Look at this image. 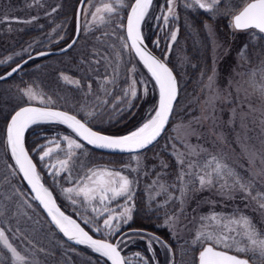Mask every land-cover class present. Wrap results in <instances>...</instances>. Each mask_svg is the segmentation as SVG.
Masks as SVG:
<instances>
[{
  "label": "rangeland",
  "instance_id": "1",
  "mask_svg": "<svg viewBox=\"0 0 264 264\" xmlns=\"http://www.w3.org/2000/svg\"><path fill=\"white\" fill-rule=\"evenodd\" d=\"M120 1L92 0L87 4L85 15L88 19L86 18L81 26L84 40L79 42L77 49L85 46L89 37L104 41L108 39L111 43L116 41L120 25L115 16ZM247 1L220 0L212 11H206L194 4L193 0H164L165 7L161 16L164 24L176 17L180 6L183 5L187 10L190 9L189 11L199 12L200 9L205 12L203 20L200 21L209 49L211 66L207 74L204 68L197 73L191 83V87L194 84L196 90L190 89L185 94L182 93L180 105L172 115L170 124L153 153L148 156L134 154L121 157L117 166L105 163L89 165L82 159V156L89 155V150L77 138L71 136L70 138L82 147L73 149L75 156L69 161L70 171H60L58 165V160L67 159L68 146L65 140L64 143H59V148L56 144L48 146L53 152L43 161L40 156L44 151L39 156L42 169L63 203L80 221L105 238L114 237L128 225L130 220L126 221L122 213L125 208H129L132 216L135 194L142 191L148 211L154 212L159 218L156 228L164 230L177 250L174 262L170 247L160 240V243L156 242L155 237L148 236L146 241L151 244L152 255L156 256L157 251L162 255L161 263L157 261V264H196L197 251L207 243L203 237L198 239V236L203 232L220 230L214 221L202 219L212 214L223 217L244 214L250 217L257 230L264 234V210L259 208L252 196L245 197L238 185L231 192L225 191L222 194L220 185L224 180L216 178L212 186L201 188L197 176V173L203 175V165L215 156L238 173L245 183L251 182L253 195L257 192L264 193V39L252 30L235 31L230 27L232 15ZM50 2L52 1L42 0L40 4L37 0H0V66L15 59L9 48L23 33L39 29V24L36 23L37 15L40 14L38 6L48 8ZM202 2L209 3L210 0ZM104 4H111L114 11L111 14L97 13L96 9L102 8ZM182 13L185 14L186 11ZM100 16H104L103 21L99 19ZM187 19L184 17V20ZM67 25L68 23L53 24L51 30L47 29L46 33L36 36L34 34L33 42L29 45L26 43L27 53H32L36 43L51 45L64 39L66 30H69ZM177 31L176 27L172 28L169 24L163 30V38L159 33V39L155 43L163 57L171 60L177 69L178 87H184L188 83V70L192 69L194 64L189 61V54H186L183 45L177 44ZM173 32L176 33L175 41L171 39ZM49 35H52V39H42ZM99 44L94 47H99ZM77 49L69 55L54 56L44 64L27 69L23 73V78L26 79L23 87L15 89L14 92L9 91L6 84L0 85V91H7L5 97L12 105L14 103L20 106L26 102L55 106L90 121H93L96 115H104L103 122H107L108 118L114 116L115 111L114 105L107 103V95L114 93L115 88L121 90L122 85L127 88L131 86L130 92L133 88L137 89L132 77L136 76V70L132 66L126 68L130 76L129 82L126 83L128 78L123 76V67L119 66L125 64L120 54L123 49L127 51V46L121 47L120 60L116 58L119 65L112 66L110 71L103 73L101 79L95 80L96 82L79 79L73 76V71L62 68L64 63L70 64L72 69L77 68L71 64L72 61L75 64L74 58H78ZM209 77H213V80L210 81ZM136 80L138 84L137 77ZM28 89H31L38 99H30L25 95ZM124 94L127 96V93ZM40 98L44 103L40 102ZM2 147L3 138L0 135V231L4 232L8 243L24 258L23 264H99L100 262L87 257L83 251L69 247L54 234L22 187L15 167L3 158L6 150L3 152ZM193 150L199 154H194ZM190 163L194 165L191 168ZM100 168L119 171L127 176L133 182L131 199L120 197L101 204L97 198L88 203L82 195L64 191L67 188L82 186L87 182L89 170ZM58 171L59 175H56ZM227 180L229 185L234 184L233 178L228 177ZM181 189L186 193L183 197ZM229 196L231 198H228ZM109 216L116 217L112 221L114 227L111 230L105 228L103 223ZM117 225L118 227H115ZM129 240L123 237L120 244L124 245ZM246 244L247 241H243L241 246ZM232 253L243 255L255 264H264L258 251L255 254L251 251L246 254L234 251ZM0 262L19 264L2 241Z\"/></svg>",
  "mask_w": 264,
  "mask_h": 264
},
{
  "label": "snow or ice",
  "instance_id": "2",
  "mask_svg": "<svg viewBox=\"0 0 264 264\" xmlns=\"http://www.w3.org/2000/svg\"><path fill=\"white\" fill-rule=\"evenodd\" d=\"M193 3L201 9L212 11L220 3V0H210L209 3H204L202 0H193ZM151 4L152 0H135L130 7V13L127 15V38L131 41V48L135 51L159 89V99L157 106L153 109L154 114L149 113L148 119L141 126L122 136L102 135L87 127L85 123H82L74 115L36 107L21 108L11 117V122L7 125V145L11 149V155L19 167V171L23 174L32 192L35 193L34 199L43 206L48 216L51 217L52 223L69 241L88 246L93 251L107 257L111 264H125L118 246L105 240L93 239L80 224L61 211L53 198L52 192L41 183V177L36 170V165L25 150L24 134L31 125L55 122L67 125L77 136L87 141L90 145L102 149L119 150L120 152H136L147 148L157 140V137L160 136L168 123L169 116L173 110V104L177 97V81L169 67L152 55L144 46L141 22L144 20ZM96 11L97 13L106 12L111 14L114 9L111 4H104L102 8H97ZM99 19L103 21L104 16H100ZM230 27L235 31L252 30L254 33L260 34L261 39H264V0H248L242 10L232 17ZM171 39L173 41L176 40L175 32L172 33ZM246 48L247 45H245ZM243 55L244 52L242 51L241 56ZM65 79L67 80L68 78L65 77ZM209 80L212 81L213 77H209ZM25 95L30 99H38L31 89H28ZM136 95V90L133 88L131 96L136 97ZM40 102L44 103L42 98H40ZM63 139L67 141L68 146L67 159L58 160L59 170L70 171L69 161L75 156L73 149H80L82 145L68 136L63 137ZM56 147L59 148V143L56 144ZM201 151L206 150L201 149ZM52 152L53 149L51 147L44 150L43 155L40 156L41 161L45 157H49ZM193 153L199 154L195 153V150H193ZM180 155L181 157L183 156V154ZM180 163H183L182 158ZM193 166V164H189V168ZM201 170L203 175L197 173L201 188L212 186L214 178L224 180V183L220 185L222 194L225 191L231 192L238 185L239 190L244 192L245 197L252 196V199L258 203L259 208L264 210V193L257 192L253 195L251 182L245 183L238 173L217 157L213 156L211 160L203 165ZM56 175H59V171ZM228 177L234 179V184H228ZM86 180L87 182L83 183L82 186L67 188L64 191L69 194L75 193L77 196L82 195L88 203L97 198L101 204H104L106 200H116L120 197L131 199L133 182L119 171L107 168L90 169ZM185 194V190L181 189V196L183 197ZM228 198H231V196ZM181 202L183 203V201ZM122 215L126 221L130 220L131 209L125 208ZM114 219H116L114 216H109L105 219L103 222L104 227L111 230L114 227L112 223ZM202 219L214 221L216 227L220 230L203 232L198 236V239L203 237L204 241L207 242L206 246H203L199 252V264H249L248 259L231 254L233 251L244 254L249 251L255 254L258 251L261 259L264 260V234L257 230L250 217L244 214L238 216L233 214L229 217L212 214L208 217H202ZM115 227H118V225ZM98 230L96 229V231ZM237 237H240V239H237ZM154 239L160 243L158 238ZM0 241L12 253L14 260L19 262V264H23L24 258L8 243L3 231H0ZM243 241H247L245 246H241ZM149 248H151V244H149Z\"/></svg>",
  "mask_w": 264,
  "mask_h": 264
},
{
  "label": "trees",
  "instance_id": "3",
  "mask_svg": "<svg viewBox=\"0 0 264 264\" xmlns=\"http://www.w3.org/2000/svg\"><path fill=\"white\" fill-rule=\"evenodd\" d=\"M131 2L132 0L120 1L119 7L117 9L118 12L116 13L115 16V18H117V22L120 25V31L117 33V38L116 41H114V43H111L110 41H108V39H105L104 41V39L100 40L89 37L87 41H85V46H83L79 50L77 49L79 42L84 40L82 39V33H80L76 44L69 51L60 55V56L69 55L70 52L77 49L79 51L76 55L78 58L76 59L74 58L75 64H73V61L71 62L72 66L74 65L77 68L72 69L71 65L69 64L67 65L66 69L73 71L72 72L73 76L79 79L90 80L91 82H96L95 80L101 79L103 73L105 72L108 73L110 71V68H112V66H115V64H117L118 66L119 63L117 62V60L118 59L120 60V55L125 60L124 66L123 64L119 66L120 68L123 67L122 69L124 70L123 76L128 78L126 83H128L130 80V76H128L129 73L128 71H126V68L132 66L136 70V76L135 75L132 76L134 80L133 84L135 85V87H137L136 97L131 96V92H130L131 86L130 88H127L125 85H122L121 90L115 88L116 90L114 93H112L111 95H107V99H108L107 103L109 104L111 103L115 107V111L113 112L114 116L108 118L107 122H103L105 118L104 115L103 117H101L100 115H96L93 121H90L85 119L83 116L76 114L80 119L85 121L92 128L113 135L126 134L134 130L138 126H140L143 122H145L148 119L149 113H153V109L156 107V101H157L156 90L153 82L151 81L147 73L144 71V69L141 67V65L138 63V61L135 59V57L132 55L130 49L127 47V51L123 49L122 54H120L121 47H123V45H126L123 26H124V19ZM164 7H165L164 0L162 1L154 0L150 10L148 11L145 17L142 26V32L145 42L155 53L163 57L162 53L157 49L155 42L158 41L159 39V33L160 36L163 35L164 33L163 30L169 24H171L172 28L176 27L178 30L177 44L183 45V47L187 52L186 54H189L190 61L194 64L192 69L188 70V73L190 72L188 83L184 87L179 86V94L173 110V114H174V112L180 105L182 99V93L185 94V92H188L190 89L196 90L194 84L191 87V83L197 77V73L200 70H202V68L206 70V74L209 72L211 61H210L209 49L206 43V37H204L202 33V22L200 21V19L203 20L205 14L198 12L197 10L189 11L190 10L189 9V10H185L187 13L186 15V13L185 14L182 13L185 11H182V8L180 7L179 13L176 15V17L175 16L172 17L167 23L164 24L162 23L161 20L162 13L164 12ZM74 12H75V3L74 6H72L71 8L72 17H74ZM184 17L188 19L184 20ZM67 26L69 30L68 29L66 30L67 34L64 39L58 40L56 43L50 45L49 48H44L46 47V45L43 44L37 45L36 43L35 47H33L31 54L47 49H59L64 45H66L73 36L74 23L72 22ZM34 34L35 32H25L23 33L20 39L16 40L11 45L9 49L11 52L14 53L15 59L6 65L0 66V75L7 72L22 59L30 55L27 53L28 50L27 46L31 42H33ZM99 41L101 44H99ZM26 43H28V45H26ZM95 44H99V47H94ZM114 54L116 57L114 56ZM54 56H59V55L47 56V57L31 60L30 62L25 64L11 78L0 82V85L6 84L5 85L7 86L6 88H8L9 91L11 90L14 92L15 89L23 87L24 81H26V79L23 78V73L27 69L32 67L35 68L36 66L41 65V63L44 64L45 61H47L50 58H53ZM167 63L173 69L175 75L178 76V72L175 66L170 62ZM136 77L139 80L138 84ZM5 93H7V91L5 92L0 91V134L2 135L3 138V147H2L3 152H5L6 150L5 126L7 124L8 118L11 115V113L17 107H19L18 104L13 103L12 105V102L9 99L7 100V98L5 97ZM124 93H127V96ZM23 104H26V102H24ZM65 136L68 137L72 136L76 138L68 129L57 123L38 124L30 127L27 130L25 134V146L28 152L30 153L31 157L33 158L37 166L39 175L41 176L43 182L51 189L59 205L66 210L65 212L76 217V215L70 211L69 207H67L63 203V201L59 198L55 190V187H53L52 184L49 182V179L46 176L44 169H42L40 165L41 163L39 161V156L42 153V151H44V149H46L48 146L53 144L64 143L63 137ZM161 138L152 147L144 151L143 155L148 156L149 154L153 153V151H155L157 146L160 144ZM85 147L89 150V155L87 157L82 156V159L89 165L95 163H98V165L104 163L118 165L120 164L119 161L120 158L126 156V155H111V154L101 153L87 146ZM3 158H5L10 165H13L12 158L7 150L5 153H3ZM17 177L19 178L22 187L26 191V188L23 182L21 181L20 177L18 176V174ZM133 209L134 211L128 225L124 227L119 233L114 235V237L113 236L111 238L106 237V239L113 240L119 234L124 233L123 237H127L130 239L127 243L120 246L125 264H157L158 263L157 261H160L161 263L162 255L159 253V251H157L156 256L152 255L151 248H149V243L146 241L148 238L147 232L156 234L161 240H163L165 244H167L170 247L172 257L175 262V259L177 258L176 247L173 245V242H171L167 238L164 230L162 231L156 228V224L159 218L156 217L154 212L147 211L148 206L146 205V201L142 191H139L135 194ZM80 222L92 235L100 238H105L100 234L94 232L92 228L85 225L82 221ZM56 236L62 241V239L58 235ZM68 246L73 249H79L83 251L87 255V257L95 259L100 263L103 262L104 264H108L99 256L91 253L85 248H76L70 245ZM133 255L137 256L138 258L136 259Z\"/></svg>",
  "mask_w": 264,
  "mask_h": 264
},
{
  "label": "water",
  "instance_id": "4",
  "mask_svg": "<svg viewBox=\"0 0 264 264\" xmlns=\"http://www.w3.org/2000/svg\"><path fill=\"white\" fill-rule=\"evenodd\" d=\"M84 1H85V0H80L78 6H77V8H76L75 33H74L73 38L70 40V42H69L67 45H65L64 47H62L61 49H58V50L39 52V53L32 54V55L26 57V58L23 59L21 62H19L17 65H15L13 68H11L8 72H6V73H4L3 75H1V76H0V81H4V80H6V79L12 77L17 71H19V70L21 69V67H22L25 63L29 62L30 60H33V59H35V58H37V57H39V56H43V55L62 54V53H64V52H66L67 50H69V49L75 44V42H76V40H77V37H78V34H79V14H80L81 6H82V4L84 3ZM134 2H135V0L132 1L131 5L134 4ZM131 5H130L129 8H128V11H127V14H126V17H125V22H124V34H125V39H126V42H127L128 46H129L131 52L133 53V55L136 57V59L139 61V63L141 64V66L144 68V70L146 71V73L149 75V77H150L151 80L153 81V83H154V85H155V88H156V91H157V104H158V99H159V89H158V87L156 86L155 81L152 79L151 75L147 72V69L144 67L143 63L140 61L139 57L136 55L135 51L131 48V41L128 40V38H127V15L130 13V7H131ZM243 7H244V6H243ZM243 7H242V8H243ZM241 10H242V9H241ZM236 14H238V13H236ZM236 14H235V15H236ZM235 15H233V16H235ZM144 18H145V17H144ZM142 23H143V21L141 22V28H142ZM141 34H142V30H141ZM142 36H143V35H142ZM143 39H144V38H143ZM144 46L147 48V50H148L150 53H152V55H154L155 57H157L158 59H160L163 63H165V62H164V61H163V60H162V59H161L156 53H154V52L149 48V46L146 44L145 40H144ZM165 64H166V63H165ZM166 66L169 67L167 64H166ZM169 69L173 72V70H172L170 67H169ZM14 70H15V71H14ZM173 75L175 76L174 72H173ZM175 78H176V76H175ZM176 81H177V79H176ZM177 97H178V82H177ZM177 97H176V100H177ZM176 100L174 101L173 108H174V106H175ZM156 106H157V105H156ZM24 107H36V108H44V109H48V110H52V111H62V112H66V111H64V110L56 109V108H52V107L39 106V105H34V104H26V105H23V106H21V107H19V108H17L16 110L13 111V113L11 114V116H10V118H9V120H8L7 125L11 122V117H12L17 111H19L21 108H24ZM172 112H173V110H172ZM172 112H171V114H170V116H169V121H170V118H171ZM66 113H68L69 115H73V114H71V113H69V112H66ZM74 116H75V115H74ZM75 117H76L77 119H79L77 116H75ZM79 120H80L82 123H84L81 119H79ZM169 121H168V123H169ZM48 123H55V122H48ZM168 123L165 125V128H164V130L161 132L160 136L157 137V140L154 141V142H153L151 145H149L147 148L151 147L154 143H156V142L158 141V139H159V138L163 135V133L165 132V130H166L167 126H168ZM39 124H40V123H39ZM58 124H59V123H58ZM85 124H86V123H85ZM34 125H35V124H34ZM61 125L64 126V127H66V128H68L67 125H64V124H61ZM31 126H33V125H31ZM31 126H30V127H31ZM86 126L89 127L87 124H86ZM89 128H91V127H89ZM68 129H69V128H68ZM91 129H92V128H91ZM69 130L72 131L71 129H69ZM92 130L95 131V132H98V133H100V134H102V135H109V134H105V133L99 132V131L94 130V129H92ZM26 131H27V130H26ZM72 132H73V131H72ZM25 133H26V132H25ZM73 133H74V132H73ZM74 134H75V133H74ZM127 134H128V133H127ZM75 135H76V134H75ZM124 135H126V134H124ZM76 136H77V135H76ZM109 136H122V135H109ZM24 137H25V134H24ZM77 137H78L83 143H85L86 145H88L89 147H91V148H93V149H95V150H98V151L104 152V153H110V154H132V153L142 152V151H144V150L147 149V148L140 149V150H137L136 152H120L119 150L102 149V148H97V147H95L94 145H90V144H88L87 141L82 140L79 136H77ZM6 143H7V128H6ZM24 147H25V150L27 151L26 146H25V142H24ZM7 148H8V150H9L10 155H11V149H10V147H9L8 145H7ZM27 152H28V151H27ZM28 154H29V153H28ZM11 156H12V155H11ZM29 157H30V159H32L31 156H30V154H29ZM12 159H13V161H14V163H15V160H14L13 157H12ZM32 162L34 163L33 159H32ZM34 164H35V163H34ZM15 166H16V168H17V170H18V173H19V175H20L22 181L24 182V184H25V186H26V188H27L29 194L31 195V197L33 198V200L35 201V203L38 205V207L40 208V210L42 211V213L44 214V216L46 217V219L48 220V222L50 223V225H51V226L53 227V229L56 231V233H57V234H58L63 240H65L67 243H69L70 245H73V246H84V247L89 248V247L86 246V245H80V244H76L74 241H69V240L67 239V237H65V236L63 235V233H61V232L59 231V229L56 228V226H55V225L52 223V221H51V217L48 216V214H47V212L44 210L43 206L40 205L39 202H38L37 200L34 199V197H35V193L32 192L31 187L28 185L27 181L24 179L23 174L19 171V167L16 165V163H15ZM36 170H37V169H36ZM41 183H42V182H41ZM53 198H54V197H53ZM56 204H57V203H56ZM57 206L59 207L58 204H57ZM59 208H60V207H59ZM60 209H61V208H60ZM61 211H62V209H61ZM63 212H64V211H63ZM64 213H65V212H64ZM65 215L71 217V218L74 219L78 224H80V223H79L75 218H73L71 215H69V214H67V213H65ZM80 226H81L82 228H84L81 224H80ZM84 229H85V228H84ZM85 231H86V230H85ZM89 235H91V234L89 233ZM91 236H92V235H91ZM92 237H93V239H97V240H105V239L98 238V237H94V236H92ZM105 241H107V242H109V243H112V244H114V245H117V239L114 240L113 242L108 241V240H105ZM204 246H206V244H205ZM89 249H91V248H89ZM91 250H92V249H91ZM118 250H119V249H118ZM200 250H201V249H200ZM92 251H93V250H92ZM119 251H120V250H119ZM93 252H94L95 254H97V255H100L99 253H97V252H95V251H93ZM199 252H200V251H199ZM199 252H198L197 255H196L197 264H199V261H198ZM120 254H121V252H120ZM100 256L103 257L104 259H106L107 262H108L109 264H111V261L108 260L107 257H104V256H102V255H100ZM121 257H122V254H121ZM242 258H243V257H242ZM245 259H246V258H245ZM0 264H1V263H0ZM249 264H252V263L249 262Z\"/></svg>",
  "mask_w": 264,
  "mask_h": 264
},
{
  "label": "flooded vegetation",
  "instance_id": "5",
  "mask_svg": "<svg viewBox=\"0 0 264 264\" xmlns=\"http://www.w3.org/2000/svg\"><path fill=\"white\" fill-rule=\"evenodd\" d=\"M37 1H40V4H42V0H37ZM50 1L52 2H50V6H48V8L45 7L43 9V7L38 6L40 14L37 15L38 22L36 21V23L39 24V27H38L39 29L36 30V34L42 35L44 34V32L46 33L47 29L51 30L52 28L51 25L53 24L58 25V23H61L64 25L67 23L71 24L72 22L75 23V12H74V17H72V14H71V8L72 6H74V3H73L74 0L73 1L72 0H50ZM78 2L79 0L75 2V9H76ZM91 2H92L91 0H86L81 8V12L79 16L80 27L85 22L84 20H86L87 18L85 15V8L87 7L88 9L87 4ZM56 29H58V27ZM42 39L43 40L52 39V35H49L47 37L45 36V38H42ZM49 46L50 45H46V47H49Z\"/></svg>",
  "mask_w": 264,
  "mask_h": 264
},
{
  "label": "bare ground",
  "instance_id": "6",
  "mask_svg": "<svg viewBox=\"0 0 264 264\" xmlns=\"http://www.w3.org/2000/svg\"><path fill=\"white\" fill-rule=\"evenodd\" d=\"M152 1H154V0H152ZM247 2H248V1H247ZM247 2H246V3H247ZM246 3H245V4H246ZM245 4H244V5H245ZM244 5H243V6H244ZM243 6H242V7H243ZM242 7H241L236 13H238V12L242 9ZM81 8H82V7H81ZM80 11H81V9H80ZM236 13H234L233 15H235ZM35 34H36V33H35ZM36 35H37V34H36ZM36 35H35V36H36ZM162 36H163V35H161V37H162ZM162 38H163V37H162ZM163 45H164V44H163ZM164 48H165V45H164ZM189 61H190V60H189ZM169 62L171 63V60H169ZM190 62H191V61H190ZM62 66H63L62 68L65 69V68L67 67V64L64 63V65H62ZM6 128H7V124H6V126H5V144H6V150L8 151L7 143H6ZM105 134H108V133H105ZM0 135H1V134H0ZM109 135H113V134H109ZM1 136H2V135H1ZM151 147H152V146H151ZM149 148H150V147H149ZM149 148H147V149H149ZM147 149H146V150H147ZM146 150H144V151H146ZM41 182L44 184L45 187L48 188V186L43 182L42 178H41ZM49 182L51 183V181H49ZM24 190H25V189H24ZM26 193L30 196L31 201L35 203V201H34L33 198L31 197V195L29 194L27 188H26ZM34 203H33V204H34ZM147 211H148V209H147ZM119 245H121V244L117 242V246H119ZM85 249H87V250L90 251L91 253L95 254L91 249H89V248H87V247H85ZM95 255H97V254H95ZM97 256H99L101 259H103L104 261L107 262V260L104 259L103 257H101L100 255H97ZM107 263H108V262H107ZM108 264H109V263H108Z\"/></svg>",
  "mask_w": 264,
  "mask_h": 264
}]
</instances>
